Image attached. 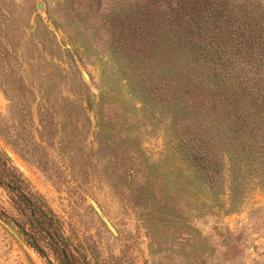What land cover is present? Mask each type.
<instances>
[{
	"label": "rangeland",
	"instance_id": "rangeland-1",
	"mask_svg": "<svg viewBox=\"0 0 264 264\" xmlns=\"http://www.w3.org/2000/svg\"><path fill=\"white\" fill-rule=\"evenodd\" d=\"M209 1L0 0V264H264V187L233 194L224 172L202 191L183 96L154 78L191 56L233 81ZM220 2L249 12L243 67L264 86V0Z\"/></svg>",
	"mask_w": 264,
	"mask_h": 264
},
{
	"label": "trees",
	"instance_id": "trees-1",
	"mask_svg": "<svg viewBox=\"0 0 264 264\" xmlns=\"http://www.w3.org/2000/svg\"><path fill=\"white\" fill-rule=\"evenodd\" d=\"M217 2L208 15L213 18L212 23L225 22L226 26L216 24L214 27L218 31L215 34L211 29L208 39L224 35V38L236 41L229 46L234 50L217 47L214 53L220 61L219 68L228 80L231 78L233 81H228L229 84L212 82L219 75L215 69L202 71V78H199L194 73L196 67L191 68V62H187V59L192 60L191 56L184 58L183 65L179 67L183 77L171 76L170 79L165 74L163 77L154 74V78L158 80L156 85L166 80L164 86L172 84L176 95L183 96V108L188 113L183 115V126L192 128V132L183 134V163L189 173L199 180L202 191L206 190L205 187L210 191L212 185L226 172L231 185L229 190L234 194L239 179L264 187V86L253 84L257 68L249 78V71L245 72L243 67L246 64L244 55L250 47V44L246 45L250 30L243 33L242 29L244 25L247 27L250 24L246 20L249 12H233L220 0ZM229 24L235 29H231ZM189 42L192 46L188 50L195 51L194 40ZM199 51L200 48L196 50ZM163 55L169 54L156 56L161 59ZM169 61L171 68L174 64L172 57ZM176 89L182 90L176 92ZM150 93L167 96L173 94V91L164 92L159 87Z\"/></svg>",
	"mask_w": 264,
	"mask_h": 264
},
{
	"label": "water",
	"instance_id": "water-1",
	"mask_svg": "<svg viewBox=\"0 0 264 264\" xmlns=\"http://www.w3.org/2000/svg\"><path fill=\"white\" fill-rule=\"evenodd\" d=\"M90 202H91L93 208L98 212V214H100V215L102 216V218H103V220L105 221V223L107 224V226H108L110 229H112L111 224H110L109 221H108V220L102 215V213H101V209H100V207L98 206V204L95 202V200L90 199ZM8 227L11 229V231H12L14 234H16V235L18 236V233L13 229V227H11V226H8Z\"/></svg>",
	"mask_w": 264,
	"mask_h": 264
}]
</instances>
